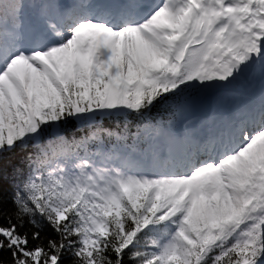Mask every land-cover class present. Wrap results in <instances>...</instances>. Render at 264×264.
I'll use <instances>...</instances> for the list:
<instances>
[{
	"label": "snow or ice",
	"instance_id": "6c2138e0",
	"mask_svg": "<svg viewBox=\"0 0 264 264\" xmlns=\"http://www.w3.org/2000/svg\"><path fill=\"white\" fill-rule=\"evenodd\" d=\"M0 264H264V0H0Z\"/></svg>",
	"mask_w": 264,
	"mask_h": 264
},
{
	"label": "trees",
	"instance_id": "16d2710c",
	"mask_svg": "<svg viewBox=\"0 0 264 264\" xmlns=\"http://www.w3.org/2000/svg\"><path fill=\"white\" fill-rule=\"evenodd\" d=\"M17 161H18V157L13 156V157H12V162H13V164H15Z\"/></svg>",
	"mask_w": 264,
	"mask_h": 264
}]
</instances>
